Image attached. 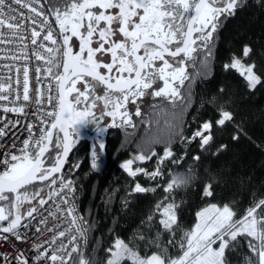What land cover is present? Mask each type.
<instances>
[{
    "label": "snow or ice",
    "instance_id": "6c2138e0",
    "mask_svg": "<svg viewBox=\"0 0 264 264\" xmlns=\"http://www.w3.org/2000/svg\"><path fill=\"white\" fill-rule=\"evenodd\" d=\"M46 2L49 3L47 13L41 0H0V26L6 25L12 30L14 39L26 40L27 36L20 33H26L31 26L34 47L31 55L42 62V66L36 67L37 83L44 76L57 86L53 103V87L49 83L47 101L54 110L43 113L40 109L43 114L39 134L33 123H27L29 136L18 152L5 153L0 160L3 168L0 170V233L23 241L35 225L36 233L42 228L53 233L43 244L33 246L38 252L36 264L41 260L46 264H73L74 256H79L78 264H92L80 247V241L87 242L90 226L77 214L74 181L65 179L62 173L70 151L84 136L82 130L91 127L95 133L91 167L99 169L106 151L104 134L108 128L134 129L137 126L129 104L135 105L134 115L149 128L153 124L159 128L163 115L165 134L149 132L144 138L145 147L120 165L133 179L139 175L153 181L163 178L166 161L178 167L183 157L177 160L170 148L176 136L189 142L199 138L201 149L210 145L213 140L211 121H204L192 137L185 138L182 129H177L174 111L169 120L168 110L162 105L152 104L151 112L145 114L141 103L151 96L154 101L157 98L166 101L173 110L178 102L186 104L183 88L190 79L188 63L202 53L206 54L205 59L211 57L215 33L225 19L234 16L243 6V0H64L62 5ZM25 8L31 15L20 11ZM50 18H54L58 32L53 29ZM3 42L0 36V43ZM251 51L244 45L242 57L233 54L224 69L236 70L249 89H254L262 80L254 64L244 63ZM20 71L18 68L17 72ZM22 71V95L19 77L14 98L11 77L8 83L0 82V101L12 105H0L5 113L25 114V107L33 101L29 68L25 66ZM160 82L162 86L157 87ZM100 90L103 94H98ZM35 92V103L42 105L43 93L39 88ZM105 117L111 118L110 122H106ZM219 117L215 124L220 126L233 119L232 113L223 108ZM0 122L3 123L0 137L14 135L12 130L20 123L6 118ZM162 143L169 146L164 148L153 171L134 166L157 157L154 145ZM12 147L16 149L15 142ZM193 159L198 161L199 156ZM188 177L183 173L173 174L164 191L185 187ZM37 184L44 187L38 188ZM45 187L48 188L46 198ZM150 191L155 188L136 182L130 194ZM203 195H213L210 183L204 186ZM50 204L55 211H47L45 216L40 210H47L45 206ZM178 208L175 203L160 201L146 223L151 225L158 214L163 232L171 234L168 244L172 246L176 245L177 233L182 232L179 255L167 254L158 232L149 241L158 251L150 255H141L137 248L117 237L106 250L105 264H124L125 261L131 264H228L226 253L233 250L242 237L247 239L249 251L256 257V261L249 258L246 264H264V199L249 207L239 219L229 204H209L196 213L197 223L190 230L181 229ZM50 222L52 226L48 227ZM22 230L27 231L22 234ZM138 238L145 239L142 234ZM0 239L7 240L8 236L0 235ZM17 264H29V261L27 257L22 260L17 257Z\"/></svg>",
    "mask_w": 264,
    "mask_h": 264
},
{
    "label": "trees",
    "instance_id": "16d2710c",
    "mask_svg": "<svg viewBox=\"0 0 264 264\" xmlns=\"http://www.w3.org/2000/svg\"><path fill=\"white\" fill-rule=\"evenodd\" d=\"M42 2L48 11L49 3L46 0ZM50 2L62 5L64 0ZM50 19L55 26L54 18ZM244 45L252 49L244 60L255 65V72L262 80L254 89H249L236 70L224 69V64L230 62L233 54L242 57ZM205 55L202 53L195 61L188 63L190 79L183 88L186 104L178 102L173 110L166 101L159 98L154 101L150 97L142 106L143 112L149 114L152 104L162 105L168 110L169 120L174 111L177 129H182L185 138L192 137L204 121H211L213 140L205 149H201L198 138L189 142L176 136L170 148L177 160L183 157L179 166L166 161L163 178L158 177L153 181L139 175L133 179L120 167L121 163L145 147L144 138L149 132L165 134L163 115L159 128L155 124L149 128L133 115L137 125L134 129L110 127L105 132L106 151L101 157L99 169L91 167L94 138L81 140L70 152L62 173L64 177L74 180L77 205L90 226L87 242L80 247L92 264L105 263L108 257L106 250L117 237L137 248L141 255H150L158 251L155 246L149 245L158 232L161 245L167 247V254L179 255L182 232L177 233L176 245L172 246L168 244L171 234L163 232L158 223V214L151 225L146 223V218L153 214L155 205L160 201L179 205L177 214L181 229L190 230L198 203L207 198L203 195L206 184L212 185L211 197H218L232 207L237 213L236 219L264 199V0H243V6L234 16L225 19L215 33L211 57L205 59ZM221 108L233 116L222 126L215 124L220 118ZM88 131L91 134L93 129L89 127ZM234 136L238 138L233 139ZM222 145L225 147L221 149ZM166 146L169 145H154L157 157L143 163L137 162L134 166L151 172ZM52 156L55 157V152ZM194 156H199V160H194ZM173 168L191 179L185 187L166 193L164 187L171 180ZM136 182L155 188V191L130 194ZM37 187L44 186L37 184ZM47 193L48 188L45 187V198ZM141 234L144 240L138 238ZM249 258L256 261L249 251L247 239L243 237L233 250L226 253L228 264H246ZM78 262L79 256H74L73 264ZM124 264L131 262L125 261Z\"/></svg>",
    "mask_w": 264,
    "mask_h": 264
},
{
    "label": "built area",
    "instance_id": "2783aa9c",
    "mask_svg": "<svg viewBox=\"0 0 264 264\" xmlns=\"http://www.w3.org/2000/svg\"><path fill=\"white\" fill-rule=\"evenodd\" d=\"M41 3L42 0H41ZM46 13V9L44 6L43 9ZM20 11L24 12V14L31 15L28 12V9H20ZM5 20L8 19L7 16L4 17ZM50 23L55 31L56 28L50 19ZM20 35H26V40L14 39L12 30L8 29L5 26H0V36H2L4 42L0 43V82L8 83L9 77H11V83L13 85V98L16 95V80L19 77L20 80V92L22 95V85H23V71L22 69L27 66L29 68V84H30V94L33 97V101L30 104H27L25 107V114H16V113H5L2 108H0V121H3L5 118L8 121H12L13 123L17 120L20 121L19 125L16 129L12 130L14 135L10 133L7 137H0V160L4 159V154L9 152H18V149L22 146L23 140L28 138L29 133L26 129L27 123H33L35 127V132L37 135L39 134L40 129V116L43 113L48 111H53L54 109L48 105L47 96H48V86L49 83L52 84L53 87V103L56 102L57 98V86L54 81H50L46 79L44 76H41L40 82L37 83V73L36 67L38 65L42 66L41 61H37L31 53L34 51V47L31 45V26L29 25L28 31L26 33L21 32ZM11 41V42H9ZM17 57H19L17 59ZM21 69L18 73L17 69ZM39 88L43 93V103L42 105H37L35 103L36 92L35 89ZM7 94V93H4ZM21 103L22 100H21ZM8 104L11 107V103L7 101H0V105ZM43 109V113L40 109ZM47 118V117H46ZM51 119V118H47ZM3 126V123L0 122V127ZM50 126V124L48 125ZM13 142L16 143V149H13ZM155 169V168H154ZM153 169V170H154ZM0 170H3L2 166H0ZM152 170V171H153ZM65 179H72L70 177H64ZM73 180V179H72ZM74 181V180H73ZM75 184V183H74ZM58 188V185H57ZM77 214L81 215L79 207L76 202V198L74 200ZM45 209H41L40 211L47 216V211H55L54 205L50 204L45 206ZM70 219V218H69ZM51 222L48 227H51ZM27 230H22V234ZM0 235L8 236L7 240L0 239V264H17V257H20L21 260L24 257H27L29 264H36L35 257L38 255V252L33 247L34 245H41L44 241L49 240L53 233L47 231L42 228L40 233L35 232V225H33L31 233L25 236L23 241H18L15 237L9 234L0 233ZM84 241H80V245L84 244ZM50 254V253H49ZM39 264H46L44 260H41ZM50 264V262H47Z\"/></svg>",
    "mask_w": 264,
    "mask_h": 264
},
{
    "label": "rangeland",
    "instance_id": "374dc122",
    "mask_svg": "<svg viewBox=\"0 0 264 264\" xmlns=\"http://www.w3.org/2000/svg\"><path fill=\"white\" fill-rule=\"evenodd\" d=\"M244 63H245V64H250V63H247L245 60H244ZM160 86H162V82H160V83L157 84V87H160ZM150 97H151V96H148V97H146V98L149 100ZM134 107H135V106H133L132 108H130V107L128 106V109H134ZM129 112H130V111H129ZM131 112H132L133 115H134L135 112H134V111H131ZM94 139H95V138H94ZM198 140H199V138H198ZM123 162H124V161H123ZM123 162H122V163H123ZM122 163H121V164H122ZM140 167H141V166H140ZM177 172H178V171H177V168H173V169H172V171H171V176H170L171 179H172V175L175 174V173H177ZM209 204H213V203H209ZM209 204H208V205H209ZM214 204H217L218 206H223V205H224V203H221L220 200H219L217 203H214ZM208 205H202V206L200 207V210L203 209V208H206ZM196 223H197V217H196V219L193 221V225H192V227H193ZM214 247H218V245H214ZM104 264H105V263H104Z\"/></svg>",
    "mask_w": 264,
    "mask_h": 264
},
{
    "label": "crops",
    "instance_id": "0c3cea01",
    "mask_svg": "<svg viewBox=\"0 0 264 264\" xmlns=\"http://www.w3.org/2000/svg\"><path fill=\"white\" fill-rule=\"evenodd\" d=\"M219 200H220L221 203L226 204L222 199H220V198H218V197H207V198L201 200V201L198 203L197 207H196V213H197L198 211H200V207H201L202 205H208L209 203H217ZM195 219H196V218H194V219L192 220V222H191V227H192V225H193V221H194Z\"/></svg>",
    "mask_w": 264,
    "mask_h": 264
},
{
    "label": "flooded vegetation",
    "instance_id": "af4514ba",
    "mask_svg": "<svg viewBox=\"0 0 264 264\" xmlns=\"http://www.w3.org/2000/svg\"><path fill=\"white\" fill-rule=\"evenodd\" d=\"M77 48H78V42H77ZM79 86V85H78ZM98 94H103V92H102V90H100V91H98ZM148 102V99L147 98H144V100L142 101V103H141V107L143 106V105H145L146 103ZM133 106H135V105H131V104H129V107L130 108H132ZM129 111L131 112V111H134L135 112V107H134V109H129ZM132 113V112H131ZM111 120V118H109V117H105V121L106 122H109ZM83 131V133H85V134H87V132H89L88 131V128H85V129H83L82 130ZM94 132V131H93ZM95 138V137H94Z\"/></svg>",
    "mask_w": 264,
    "mask_h": 264
},
{
    "label": "water",
    "instance_id": "95a60500",
    "mask_svg": "<svg viewBox=\"0 0 264 264\" xmlns=\"http://www.w3.org/2000/svg\"><path fill=\"white\" fill-rule=\"evenodd\" d=\"M94 137H95V133H94V132H92L91 134H88V133L85 134V133H84L83 138L80 139L78 142H76L75 145H74V147H75V146L77 145V143H79L81 140H91V139H93ZM74 147H73V149H74ZM73 149H72V150H73ZM72 150H71V151H72ZM71 151H70V152H71ZM69 154H70V153H69ZM68 156H69V155H68ZM67 158H68V157H67ZM67 158H66V160H67ZM66 160H65V163H66ZM64 165H65V164H64ZM63 167H64V166H63Z\"/></svg>",
    "mask_w": 264,
    "mask_h": 264
},
{
    "label": "clouds",
    "instance_id": "9594fccd",
    "mask_svg": "<svg viewBox=\"0 0 264 264\" xmlns=\"http://www.w3.org/2000/svg\"><path fill=\"white\" fill-rule=\"evenodd\" d=\"M187 179H188V182H189V181H190V179H191V177H188Z\"/></svg>",
    "mask_w": 264,
    "mask_h": 264
}]
</instances>
